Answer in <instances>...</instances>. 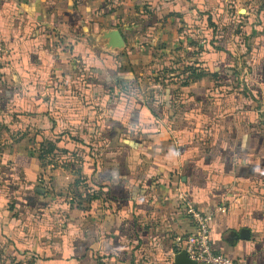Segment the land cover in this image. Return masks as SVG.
Wrapping results in <instances>:
<instances>
[{
    "label": "crops",
    "instance_id": "obj_1",
    "mask_svg": "<svg viewBox=\"0 0 264 264\" xmlns=\"http://www.w3.org/2000/svg\"><path fill=\"white\" fill-rule=\"evenodd\" d=\"M227 2L0 0V264H176L180 194L264 264V9L237 68Z\"/></svg>",
    "mask_w": 264,
    "mask_h": 264
},
{
    "label": "built area",
    "instance_id": "obj_2",
    "mask_svg": "<svg viewBox=\"0 0 264 264\" xmlns=\"http://www.w3.org/2000/svg\"><path fill=\"white\" fill-rule=\"evenodd\" d=\"M185 212L194 225L193 232L184 238L174 240V252L184 250L187 256L197 264H238L236 259L221 253H215L209 242V228L214 218L213 211H202L197 209L192 201L185 195H179ZM218 210H222L220 205Z\"/></svg>",
    "mask_w": 264,
    "mask_h": 264
},
{
    "label": "rangeland",
    "instance_id": "obj_3",
    "mask_svg": "<svg viewBox=\"0 0 264 264\" xmlns=\"http://www.w3.org/2000/svg\"><path fill=\"white\" fill-rule=\"evenodd\" d=\"M227 6L231 10L233 9L235 12V25H232L230 28L232 29V34L236 35L238 37V43L237 45L233 46V52L235 54L234 59L235 60V67L237 68H244L248 65L247 56L246 54V40L249 38L250 32V26L257 25L260 19L262 18L261 14H256V9L262 8L264 9V0H227ZM202 18H198V22L201 23ZM263 21V20H262ZM202 24V23H201ZM259 25V24H258ZM239 26L246 27V32L243 31L244 28H239ZM241 31L240 33H237L236 31ZM234 31V32H233ZM215 32L218 33V35L227 36L228 33H226L225 28L222 26H218V29H215ZM236 33V34H235ZM239 35V36H238ZM248 36V37H245ZM239 44V45H238ZM242 57L244 58V61L241 62ZM237 61V62H236Z\"/></svg>",
    "mask_w": 264,
    "mask_h": 264
},
{
    "label": "trees",
    "instance_id": "obj_4",
    "mask_svg": "<svg viewBox=\"0 0 264 264\" xmlns=\"http://www.w3.org/2000/svg\"><path fill=\"white\" fill-rule=\"evenodd\" d=\"M200 13L201 14L204 13V18L206 17V21L210 23L209 17L205 16L206 14H205V11H204V8L203 7H201ZM210 39H213V35L210 37ZM190 44H192V45H194L196 47H199V45L196 42L195 43L194 42H191ZM203 47H204V45H202L200 48L203 49ZM185 72H188V74L185 77V81L184 80L182 81V84H187L189 81L196 80V79H198V78H200V77H202L204 75L203 70L200 69V67H196L194 65H188L187 67H185ZM41 146L42 147H41V155H40V158H44L45 155H47V154H53V155L55 154V151L54 150L56 149V147L54 146L53 143L46 142L44 144H41Z\"/></svg>",
    "mask_w": 264,
    "mask_h": 264
},
{
    "label": "water",
    "instance_id": "obj_5",
    "mask_svg": "<svg viewBox=\"0 0 264 264\" xmlns=\"http://www.w3.org/2000/svg\"><path fill=\"white\" fill-rule=\"evenodd\" d=\"M174 261L176 264H197L196 261L187 256L184 250H181L174 255Z\"/></svg>",
    "mask_w": 264,
    "mask_h": 264
}]
</instances>
